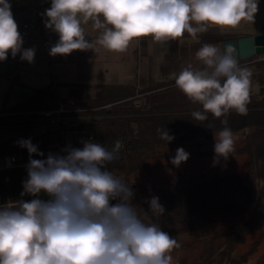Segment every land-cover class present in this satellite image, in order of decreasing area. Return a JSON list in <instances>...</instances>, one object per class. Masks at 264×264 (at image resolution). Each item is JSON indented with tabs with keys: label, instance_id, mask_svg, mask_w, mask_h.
I'll use <instances>...</instances> for the list:
<instances>
[{
	"label": "clouds",
	"instance_id": "clouds-1",
	"mask_svg": "<svg viewBox=\"0 0 264 264\" xmlns=\"http://www.w3.org/2000/svg\"><path fill=\"white\" fill-rule=\"evenodd\" d=\"M43 15L45 28L58 35L49 55L67 56L73 51H95L97 46L124 53L133 41L150 37L161 46L184 38L197 39L210 28H236L254 21L258 0H50ZM99 35L86 38L84 25ZM9 0H0V62L9 53L33 62L34 48H23ZM231 45L223 48L205 43L195 53L203 67L188 63L173 73L175 86L193 103L202 106L191 116L206 121L230 111L246 115L250 102L252 72L241 67ZM227 124V120L222 121ZM160 138L174 136L158 129ZM216 157L227 159L235 138L225 127L214 137ZM83 147L68 146L62 154L46 158L30 139L18 144L26 148L29 162L19 199L0 204V264H173L171 253L178 241L151 222L165 213L159 197L147 201L143 218L133 206L134 192L128 183L107 170L119 159L122 143L109 150L92 140ZM35 155L41 158H32ZM189 159L182 147L171 163ZM115 202V203H114ZM147 221V222H146Z\"/></svg>",
	"mask_w": 264,
	"mask_h": 264
},
{
	"label": "trees",
	"instance_id": "trees-1",
	"mask_svg": "<svg viewBox=\"0 0 264 264\" xmlns=\"http://www.w3.org/2000/svg\"><path fill=\"white\" fill-rule=\"evenodd\" d=\"M28 5L12 3L14 19L25 15ZM226 36L230 34L203 35L197 49L205 43L223 41ZM246 63L264 72V57L239 61V65ZM200 67H203L201 62ZM254 78L252 76L251 81ZM173 88L177 89L174 80L151 86H139L136 82L111 84L102 86L90 102L80 100L68 104L60 99L58 85L53 89H33L29 97L0 111V159L9 154L30 159L27 149L18 144L22 139H30L45 154L44 158L49 153L62 154L66 128L84 130L86 140L100 143L109 150L116 141H120L122 148L119 159L106 167L131 185L134 192L132 203L141 218V209L149 211L147 201L153 196L159 197L165 213L159 217L149 214L151 222L157 223L173 238L204 235L199 239L202 247L195 264H246L260 241L253 242L240 256L234 254L236 249L247 243L250 235L264 230V202L257 201L258 186L264 180V84L257 95L250 92L246 115L230 111L227 116L215 118L209 113L208 119L203 122L191 116L193 111L202 110L198 103L153 98ZM139 100L143 102L137 104ZM64 105L72 109L68 116L85 118L77 122L70 120L62 128L49 129L35 136L29 133L37 123L35 119L40 111ZM225 119L226 125L222 123ZM225 127L233 133H243L240 145L230 155L247 156L248 170L244 175L230 172L206 177L177 173L173 185L162 193H156L144 182H133L135 173L151 169L152 160L175 157V153L161 151L162 147L210 140ZM158 129H166L169 135L174 136V140L167 142L161 139ZM72 147L82 148L83 145L79 143ZM186 152L189 156L216 157L214 151ZM32 158L41 157L33 155ZM26 179L27 170L23 167L0 171V204L32 199L31 196H20ZM235 220L237 224L220 228L223 223Z\"/></svg>",
	"mask_w": 264,
	"mask_h": 264
},
{
	"label": "crops",
	"instance_id": "crops-1",
	"mask_svg": "<svg viewBox=\"0 0 264 264\" xmlns=\"http://www.w3.org/2000/svg\"><path fill=\"white\" fill-rule=\"evenodd\" d=\"M14 2L18 4L25 3L28 5L31 0H14ZM50 6V0H39L40 10L38 22L40 24L41 30L35 32L32 42L27 47V49H35L34 61H36L37 65L33 66L35 69L34 74H28L27 72L16 81L23 85L30 93L33 89H41L45 87H50L53 89L58 85L60 99L66 103L68 101L74 102L80 100L90 102L95 99L101 87L105 85L136 82L139 86H151L160 82H171L174 80L173 73L178 74L183 67L187 66L188 63H192L194 67L199 68V61L196 60L195 53L198 51L197 48L203 35L214 36L222 32L221 28L212 27L206 33L198 34L197 39H193L185 34L184 38L177 41H171L165 46H161L160 44L154 42L150 37L142 38L139 41H133L129 46L130 48H135L133 51L135 52V54H133L135 58H128V50L124 53H115L99 46H97L95 51H73L67 56H51L49 55L50 47L57 42L58 35L51 30L46 29L44 25L46 17L43 15V13L46 9L50 8ZM24 17L25 15L23 14L22 17L15 18V21L18 24V30ZM84 27L86 31V38L90 41H95L98 38L99 33L92 28L91 23L84 25ZM263 29L264 28L260 29L258 34L261 33ZM226 34H230V36H226L224 39L254 35L253 33L239 30H233L231 33ZM42 43L46 47V58L43 56L42 51L40 49L38 50V47L40 48ZM211 44L222 48V41L217 43L213 42ZM171 46L176 48L177 51L176 55H174V59L170 60V64H168L167 58L171 53ZM181 48L186 49L185 53L181 52ZM163 56H165L164 70L162 72L164 73V76L159 78L157 64L158 61L163 58ZM13 60L14 58L12 57L11 53H9L7 60L0 62V64L5 63V68L8 70ZM26 63L27 66H29V62L26 61ZM54 63H56L55 69L58 75H54V80L51 83H45L44 79L48 75L49 66L52 70ZM111 64L116 65L114 70L111 69ZM128 65H130V67L136 72L134 76L130 77L133 80L131 82L127 81V76L121 77L123 72L129 68ZM245 65L247 64H241L240 66L246 67ZM57 78L59 81H57ZM124 79L126 81H123ZM263 84L264 81H261L257 89L251 87L250 92L253 95H257ZM64 88H78L82 91L79 92L78 96L72 98V96L70 97L69 95H63L64 92L61 90ZM29 96L30 95L27 97ZM27 97L19 99V101L15 104L21 102ZM142 102V100H139L137 101V104H141ZM82 118L85 117L67 116L65 122H70V120L77 122ZM37 126L38 124L36 123L29 130V133L34 136L42 133L43 130L36 129ZM233 135H235V145L238 147L243 138V133L237 132L233 133ZM215 136L216 135H214L210 140L204 141L210 142L214 140ZM195 155L200 157L197 154ZM234 157H240L239 162L235 158L233 160V162L237 161L236 164L238 163L239 167L242 165L243 161H246L245 159H247V156L245 155H234ZM234 166L236 165L234 164ZM234 170H236V168H234Z\"/></svg>",
	"mask_w": 264,
	"mask_h": 264
},
{
	"label": "rangeland",
	"instance_id": "rangeland-1",
	"mask_svg": "<svg viewBox=\"0 0 264 264\" xmlns=\"http://www.w3.org/2000/svg\"><path fill=\"white\" fill-rule=\"evenodd\" d=\"M9 3H14L13 0H9ZM13 6H11V11ZM19 17H22L19 16ZM264 28V0H258V12L255 15L254 21H242L241 24L236 28H223L222 34L231 33L233 30H239L244 32H250L254 35L258 34V31L260 29ZM32 40L28 43V46ZM27 46V47H28ZM42 51L43 56L46 58V47L42 43L40 48L38 47V50ZM135 48H128V58H135L133 52ZM177 49L171 46V53L168 56V64H170V60L174 59V55H176ZM186 49L181 48V52L185 53ZM264 57V54L259 56V59H262ZM39 60V59H38ZM37 60V61H38ZM26 62V60H25ZM39 62V61H38ZM165 62V56L161 58L158 61L157 68H158V76L159 78L164 76L163 70H164V63ZM245 65L247 68L250 69L252 72V76L255 78L251 81V87L257 89L259 84L261 83V80L264 79V72L260 71L255 66H252L249 63H246ZM34 65H37L36 61L33 60V62L29 63V66H27V70L25 74L28 72V74H34ZM56 63L53 64L52 70L49 66V72L46 76L45 83H51L54 80V75H58L55 69ZM5 63L0 64V111L13 106L16 102L19 101V99H23L24 97H27L31 93L25 89L23 85L18 83V81H13L8 77V70L5 68ZM115 64H111V69L114 70ZM129 68L123 72V75L121 77L127 76V81L131 82L133 81L130 77L135 75V71L128 65ZM58 67V65H57ZM46 68V67H44ZM53 72V73H52ZM24 74V75H25ZM126 79V78H125ZM123 81H126V80ZM57 81L59 79L57 78ZM48 85V84H45ZM64 92L63 95H69L72 98H75V96L79 95V92L82 91L78 88H64L61 90ZM71 98V99H72ZM154 99L159 100H174V99H180V100H189L178 88H173L166 90L162 93H159L157 95H154ZM143 100V99H142ZM144 101V100H143ZM64 127V126H63ZM65 131L68 130V128L64 129ZM217 135V134H215ZM235 137V135H233ZM214 144L215 139L207 142L204 140H200L198 142L194 143H180V144H173L164 146L161 148V151L164 153H175L178 148H183L185 151H194V152H208V151H214ZM234 147H236L234 143ZM201 157V158H200ZM189 156V159L185 162H183L182 166H175L171 163V159H161V160H152V167L148 171H140L135 173L132 176L133 182L136 183H146V185L151 186L156 193H162L166 191L169 187H171L174 183L175 175L177 173H183L187 176L191 175H204L206 177L211 176L212 174L218 173V174H227L233 171H236L240 174H245L248 170V159H245L246 161H243L242 165L240 167L238 166L239 158L240 157H234V155H229L227 159H224L223 157H202V156ZM234 158L237 160L233 162ZM236 166H234V164ZM236 168V170H234ZM258 193H257V201L258 202H264V180H262L258 186ZM230 224H237V221L234 222H227L223 223L221 225V229H224L226 226H229ZM204 236L203 234H195V235H184L180 237H176L175 239L178 241L179 244H182L181 248H176L171 253L173 257V264H195L197 257L199 253L201 252L202 244L199 241L200 237ZM260 241L259 246L257 247V250L254 254L251 255L250 259L246 264H264V230L255 232L252 235L249 236L247 243L240 245L236 251L235 255L240 256L244 252H246L255 241Z\"/></svg>",
	"mask_w": 264,
	"mask_h": 264
},
{
	"label": "built area",
	"instance_id": "built-area-1",
	"mask_svg": "<svg viewBox=\"0 0 264 264\" xmlns=\"http://www.w3.org/2000/svg\"><path fill=\"white\" fill-rule=\"evenodd\" d=\"M39 10V1L31 0L28 5L25 17L19 28V32L21 33L24 41V49H27L28 43L34 38L35 32L41 30L40 24L38 22ZM26 70L27 63L25 60H21L20 54H17L8 68L7 75L11 80L15 81L23 76ZM68 103H72V101H68L67 104ZM71 111L72 109H70L67 105H64L60 108L40 111L39 116L36 118V122L38 124L36 129L46 131L49 129L54 130L62 128L67 119L68 113ZM85 140L86 134L84 130L79 128L68 129L65 131L63 149L69 145L73 146L74 144H79ZM28 162L29 159L26 160L21 155L9 154L0 159V171L14 167H23L26 169ZM115 176L120 178L117 175Z\"/></svg>",
	"mask_w": 264,
	"mask_h": 264
},
{
	"label": "water",
	"instance_id": "water-1",
	"mask_svg": "<svg viewBox=\"0 0 264 264\" xmlns=\"http://www.w3.org/2000/svg\"><path fill=\"white\" fill-rule=\"evenodd\" d=\"M227 44H231L236 49L238 61L259 57L264 54V33L226 38L222 41V48Z\"/></svg>",
	"mask_w": 264,
	"mask_h": 264
}]
</instances>
